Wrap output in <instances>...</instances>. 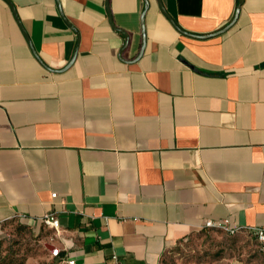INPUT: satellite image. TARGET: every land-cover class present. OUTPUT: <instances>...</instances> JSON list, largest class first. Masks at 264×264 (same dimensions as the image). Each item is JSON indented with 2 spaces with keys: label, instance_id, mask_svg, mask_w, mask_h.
<instances>
[{
  "label": "crops",
  "instance_id": "0c3cea01",
  "mask_svg": "<svg viewBox=\"0 0 264 264\" xmlns=\"http://www.w3.org/2000/svg\"><path fill=\"white\" fill-rule=\"evenodd\" d=\"M208 219L264 225V0H0V232L162 264Z\"/></svg>",
  "mask_w": 264,
  "mask_h": 264
},
{
  "label": "rangeland",
  "instance_id": "374dc122",
  "mask_svg": "<svg viewBox=\"0 0 264 264\" xmlns=\"http://www.w3.org/2000/svg\"><path fill=\"white\" fill-rule=\"evenodd\" d=\"M45 235L14 220L0 232V264H65L50 258ZM162 264H264L248 229L204 228L189 234L161 257Z\"/></svg>",
  "mask_w": 264,
  "mask_h": 264
},
{
  "label": "built area",
  "instance_id": "2783aa9c",
  "mask_svg": "<svg viewBox=\"0 0 264 264\" xmlns=\"http://www.w3.org/2000/svg\"><path fill=\"white\" fill-rule=\"evenodd\" d=\"M54 195V193H53ZM42 224L46 226L47 228L53 229L54 231H57L59 228V223L57 217L53 213H45L41 217ZM205 228H220L223 229L227 232H233L234 229L230 228L228 226V220L227 219H221L219 221H212V220H206L204 223ZM252 233L254 234L258 244H259V249L261 253L263 254L264 258V225L255 227L253 229H250ZM46 247L48 250V255L50 258H60L61 256V248L55 245L52 242V238H49L48 241L46 242ZM62 263L65 264H75L74 262L67 261L64 259H60Z\"/></svg>",
  "mask_w": 264,
  "mask_h": 264
},
{
  "label": "water",
  "instance_id": "95a60500",
  "mask_svg": "<svg viewBox=\"0 0 264 264\" xmlns=\"http://www.w3.org/2000/svg\"><path fill=\"white\" fill-rule=\"evenodd\" d=\"M239 2H240V0H239ZM161 9L163 10V8H161ZM163 11H164V10H163ZM237 12H238V7H237V9H236L235 16H236Z\"/></svg>",
  "mask_w": 264,
  "mask_h": 264
},
{
  "label": "trees",
  "instance_id": "16d2710c",
  "mask_svg": "<svg viewBox=\"0 0 264 264\" xmlns=\"http://www.w3.org/2000/svg\"><path fill=\"white\" fill-rule=\"evenodd\" d=\"M23 225H25V224H23ZM215 229H218V228H215ZM53 259H57V258L54 257Z\"/></svg>",
  "mask_w": 264,
  "mask_h": 264
}]
</instances>
